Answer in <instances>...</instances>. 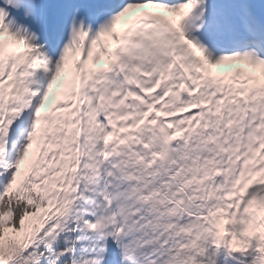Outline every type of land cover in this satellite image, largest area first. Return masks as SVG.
<instances>
[{
  "label": "snow or ice",
  "instance_id": "1",
  "mask_svg": "<svg viewBox=\"0 0 264 264\" xmlns=\"http://www.w3.org/2000/svg\"><path fill=\"white\" fill-rule=\"evenodd\" d=\"M0 264H264V0H0Z\"/></svg>",
  "mask_w": 264,
  "mask_h": 264
}]
</instances>
